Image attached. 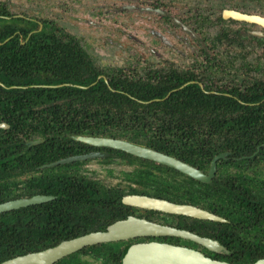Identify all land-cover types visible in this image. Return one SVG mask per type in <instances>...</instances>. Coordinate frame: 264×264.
<instances>
[{"label": "trees", "instance_id": "obj_1", "mask_svg": "<svg viewBox=\"0 0 264 264\" xmlns=\"http://www.w3.org/2000/svg\"><path fill=\"white\" fill-rule=\"evenodd\" d=\"M10 16L0 6V123L9 125L0 129V204L37 194L56 199L0 214V264L88 234L93 226L105 231L133 212L217 240L230 252L203 250L212 259L253 264L264 258V103L245 106L224 95L207 94L197 84L165 99L189 81L172 77L151 83L104 72L107 84L98 80L94 62L79 41L55 38L47 27L31 34L39 28L35 22L5 18ZM63 84L89 88L44 87ZM78 136L124 140L204 173L218 154L230 156L218 162L209 184L108 148L104 150L112 156L101 163L108 165L116 155L123 165L133 166L114 186L80 172L90 161L41 169L73 156L76 147L84 149L75 141ZM35 140L44 142L28 148ZM131 194L193 205L229 223L143 212L122 203ZM157 241L199 248L178 238ZM133 243L137 241L84 252L94 251L102 264H123ZM77 259L74 254L63 263L79 264Z\"/></svg>", "mask_w": 264, "mask_h": 264}, {"label": "flooded vegetation", "instance_id": "obj_2", "mask_svg": "<svg viewBox=\"0 0 264 264\" xmlns=\"http://www.w3.org/2000/svg\"><path fill=\"white\" fill-rule=\"evenodd\" d=\"M199 1L200 0H184V1L183 0H128L124 4L119 5L118 8L114 7V9H112L114 13H118L117 11L120 12L122 11L124 14L129 13L130 15H132L133 23L136 25L135 28L137 26L142 27V32L139 34V37L136 35L134 36L129 35V38L131 39L130 41L141 43L143 46H145L144 44L148 43L147 44L148 55H144L141 52L137 51L136 49H132V53L130 54L131 59L133 60V65H132L133 69L138 67L139 64L142 63L143 61L148 62V64L150 61H152L150 66L147 68L146 72L142 73L143 75H141L139 71L128 72L125 68L122 67H114V68L99 67L97 63L94 62L95 58L92 57L89 52H87V47L84 48L83 44L81 43L82 41L78 39L76 36L67 33L63 27L58 25L56 20H49L42 17H38V18L28 17L26 15L25 16L15 15L10 11L9 13L11 14V16L5 18L6 19L20 18L23 20L35 22L39 26V28L37 31H33L31 34L42 31L47 27L50 30V32L53 34L52 36L55 38H59L62 41L64 40L71 41L73 38L79 41V43L83 46L84 50L86 51L90 59H92L94 62V69L96 70L97 73H99L98 80L103 79L107 84H108V79L104 75V72L108 73L110 77H114L115 75H120L122 77L129 76L130 78L135 77L138 79L146 78L151 83H157L160 82L162 78L168 79L170 77L177 79V81L180 79L181 81L188 79L189 81L185 82L178 89H174L170 91L165 99H168L169 96L177 90H180L190 84H197L201 87V89L203 88L202 89L203 91H205L204 89H207V91H205V93L207 94L224 95L232 100L238 101L240 104H243L245 106H257L263 104L264 103V28H262L260 25L257 24L235 21L233 19H225L223 13L225 10H232L246 15H254L264 18V11L262 12L248 11L247 7H249L250 4L249 0H240V1L210 0L211 1L210 3H206L205 1L207 0H204L205 4L204 3L199 4ZM212 3L218 5L217 7H225L222 8L219 19L214 18V11H213L214 9H212L209 6ZM240 5L241 8H239ZM0 6L8 10L6 4L2 3V5L0 4ZM97 8H99L100 11H103L104 9L107 8V6L99 5ZM110 9L111 8L109 7L108 11H110ZM90 12L91 11H89V14L92 16H99L98 13L96 12H91V13ZM37 13H39V11ZM39 14H41V12ZM226 23L239 24V27L232 26L230 28H224L223 25ZM90 24L95 25V23L93 22H90ZM218 25L222 26L221 28L218 29L219 33L214 34L213 37L206 35L207 34L206 31H210V30L214 31L215 29H217L216 26ZM12 37L6 39L4 43L11 40ZM117 42H125V41H120L117 39ZM117 42L113 44V46L115 48L121 49V47H118ZM24 43L25 42H23V44ZM99 44H101V42H99ZM125 44L129 48V45L127 43ZM220 46H222L223 49H219ZM155 60H156V64L154 65ZM108 70H112V71L108 72ZM94 84H92L91 86H93ZM0 85L4 87L2 83H0ZM62 86H74L80 89L89 88L86 86H78L72 84H63L59 86H44V87L56 88ZM14 88L17 87L13 86V89ZM241 97L245 100L255 99L256 102H246ZM155 101H160V100H155ZM78 137H82V136H78ZM79 143L85 145V147H83L84 149L78 147L74 148L73 151L75 152V154L73 156L86 155L93 152L108 153V156L104 159L97 158L93 160H86V162L89 161L100 162L112 156L110 152L104 150L106 148H96V147H91L82 142ZM224 153H229V152H224ZM224 153H220V154H224ZM229 156L227 158H229ZM220 161H224V160H220ZM111 164L113 165L118 164L119 166L125 168L124 171L120 173V175L126 171L127 172L131 171V170L128 171L127 169L129 167H133L128 165H123L122 163H120V160L116 155H113L108 165ZM45 166L47 165L42 166L41 169L42 170L47 169V168H43ZM80 172L83 175L90 174L87 173L86 171L85 173H83V169H81ZM34 196H47V195L37 194ZM142 196H146V195H142ZM51 197H54V200L56 199L55 196H51ZM23 198H31V197H18L17 199H23ZM142 211L147 212L150 210H142ZM133 214L134 215L127 216L126 219L130 216H134L137 218H144L148 221L160 225H165L179 229L178 227L163 224V222L157 220L156 217L154 215L151 216V214L142 215L141 217L135 212H133ZM170 216H176V215H170ZM225 221H226L225 223H229L228 220L225 219ZM100 231L101 230H99V227L93 226V228L91 229V231L88 232V234L93 232H100ZM162 238H171V237L139 238L124 242L137 241V243H133L131 245L132 247L133 245L140 243L161 242V241H157V239H162ZM65 241L68 240H63L59 244ZM162 243H168V242H162ZM58 245L55 246L51 245V247H48L44 250L56 247ZM96 246H92V247H96ZM177 246H182V245H177ZM184 247H188V246H184ZM198 247L199 248H197L196 250H199L205 254V251L203 250L206 249H204L199 245ZM88 248L91 247H87L77 253H74L77 254L78 257L77 260L79 264H94V263L102 264L103 258L94 255V251L87 253L84 252ZM65 260L67 261V257L58 261L55 264H64L63 262Z\"/></svg>", "mask_w": 264, "mask_h": 264}, {"label": "water", "instance_id": "obj_3", "mask_svg": "<svg viewBox=\"0 0 264 264\" xmlns=\"http://www.w3.org/2000/svg\"><path fill=\"white\" fill-rule=\"evenodd\" d=\"M225 19L247 22L260 25L264 28V18L254 15H246L240 12L225 10ZM203 87V86H202ZM203 89V88H202ZM9 125L0 123V129H8ZM76 141L96 148H108L125 152L134 157L154 162L168 168H172L180 173L202 183L209 184L216 177L217 164L220 160H225L229 153L217 155L211 162L208 173L182 162L174 157L157 152L137 144L124 140L105 137H76ZM43 140H35L27 143V147L37 146ZM108 156L106 152H93L86 155H77L59 160L43 168H53L75 162H82L93 159H104ZM54 200L51 196H34L11 200L0 204V214L27 208ZM123 204L141 210H150L168 215L184 216L201 221L214 223H225V219L202 208L189 205L177 204L164 199L142 196L128 195L123 198ZM171 237L190 241L197 244L209 252L216 254H228V250L218 241L208 237H202L187 230L160 225L144 218L130 216L127 219L116 221L108 226L105 231L93 232L84 236L62 242L56 247L29 253L7 260L1 264H55L58 261L77 253L87 247L100 244L124 242L139 238ZM123 264H231L219 261L206 256L203 252L184 246H177L162 242L140 243L133 245ZM253 264H264V258Z\"/></svg>", "mask_w": 264, "mask_h": 264}, {"label": "rangeland", "instance_id": "obj_4", "mask_svg": "<svg viewBox=\"0 0 264 264\" xmlns=\"http://www.w3.org/2000/svg\"><path fill=\"white\" fill-rule=\"evenodd\" d=\"M128 0H0L7 5L8 11L15 15L28 17H42L49 20H56L58 25L64 28L67 33H70L80 39L84 46L87 47V52L95 59V63L101 68L122 67L129 71H139L141 75L146 72L151 62L143 61L138 67L134 68L133 60L130 54L132 49H136L144 55H148V46L141 43L130 41L129 35H136L142 32V27L137 26L132 21V15L124 14L122 11L114 13L112 9L118 8ZM184 1V0H183ZM235 1V0H233ZM240 1V0H238ZM210 3V0L205 1ZM200 0L199 4L204 3ZM248 11L262 12L264 11V0H249ZM99 5H106L107 8L100 11L97 8ZM214 9V18H220L222 8L212 3L209 5ZM109 7L111 8L108 11ZM216 7V8H215ZM241 8V5L239 6ZM250 8V9H249ZM41 12V14L37 13ZM89 11L98 13L99 16H92ZM36 12V13H35ZM90 12V13H91ZM90 22L95 23L91 25ZM224 28L239 27V24L226 23ZM222 26H216L214 31H206V35L213 37L219 33L218 29ZM205 32V30H204ZM117 39L125 42H117ZM101 42V44H99ZM118 43L119 48H115L113 44ZM127 43L128 46L125 44ZM121 44V45H119ZM236 48V47H235ZM219 49H223L222 46ZM96 51V52H95ZM101 54V55H99ZM143 55V56H144ZM156 64V60L154 65ZM124 167L118 164L105 165L98 161H91L83 167L88 177L98 179L108 186H114L120 181V173L124 171ZM132 170V167L127 169ZM112 172L110 174L109 172ZM95 264V263H94Z\"/></svg>", "mask_w": 264, "mask_h": 264}]
</instances>
